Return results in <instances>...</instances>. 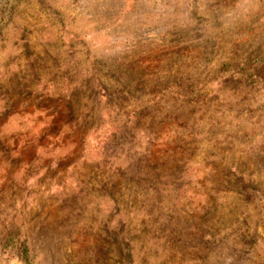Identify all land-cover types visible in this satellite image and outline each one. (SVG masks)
<instances>
[{
	"label": "rangeland",
	"instance_id": "obj_1",
	"mask_svg": "<svg viewBox=\"0 0 264 264\" xmlns=\"http://www.w3.org/2000/svg\"><path fill=\"white\" fill-rule=\"evenodd\" d=\"M0 264H264V0H0Z\"/></svg>",
	"mask_w": 264,
	"mask_h": 264
}]
</instances>
